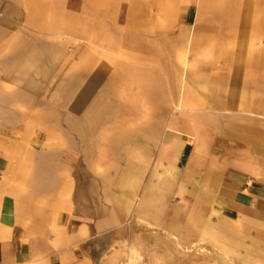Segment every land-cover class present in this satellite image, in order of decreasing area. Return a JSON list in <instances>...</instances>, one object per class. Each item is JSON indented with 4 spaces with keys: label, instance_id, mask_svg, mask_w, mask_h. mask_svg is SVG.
<instances>
[{
    "label": "crops",
    "instance_id": "1",
    "mask_svg": "<svg viewBox=\"0 0 264 264\" xmlns=\"http://www.w3.org/2000/svg\"><path fill=\"white\" fill-rule=\"evenodd\" d=\"M228 3L0 0V264H264V0Z\"/></svg>",
    "mask_w": 264,
    "mask_h": 264
},
{
    "label": "rangeland",
    "instance_id": "2",
    "mask_svg": "<svg viewBox=\"0 0 264 264\" xmlns=\"http://www.w3.org/2000/svg\"><path fill=\"white\" fill-rule=\"evenodd\" d=\"M218 1H220V0H218ZM233 1H237V0H233ZM257 3H258V0H249V5L251 6V7H250V11H252V8H253ZM245 11H246V10H245ZM122 13H123V16H124V13H125V9H124V8H123ZM130 264H134V261L132 260V261L130 262Z\"/></svg>",
    "mask_w": 264,
    "mask_h": 264
},
{
    "label": "bare ground",
    "instance_id": "3",
    "mask_svg": "<svg viewBox=\"0 0 264 264\" xmlns=\"http://www.w3.org/2000/svg\"><path fill=\"white\" fill-rule=\"evenodd\" d=\"M229 1H232V0H220V1H218L219 3H223V5H226L225 3H228ZM228 5H230L229 3H228ZM229 8V7H228Z\"/></svg>",
    "mask_w": 264,
    "mask_h": 264
}]
</instances>
